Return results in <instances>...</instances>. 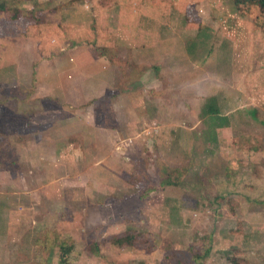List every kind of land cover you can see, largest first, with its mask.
I'll return each instance as SVG.
<instances>
[{
  "label": "rangeland",
  "instance_id": "obj_1",
  "mask_svg": "<svg viewBox=\"0 0 264 264\" xmlns=\"http://www.w3.org/2000/svg\"><path fill=\"white\" fill-rule=\"evenodd\" d=\"M95 1L0 0V264H60L61 247L65 264H264V10L156 0L147 28L117 21L138 51L111 76L128 100H73L84 71L62 54L100 39Z\"/></svg>",
  "mask_w": 264,
  "mask_h": 264
},
{
  "label": "crops",
  "instance_id": "obj_2",
  "mask_svg": "<svg viewBox=\"0 0 264 264\" xmlns=\"http://www.w3.org/2000/svg\"><path fill=\"white\" fill-rule=\"evenodd\" d=\"M42 4H44V3H42ZM156 4H157L156 0H148L146 3L134 4V5H140V6H133V3H131V2L129 3L127 0H108L105 2H103V0H96L94 2L95 7H94L93 12L94 11L96 12V13H94V15L96 14V16H95L96 20H97L96 23L99 27L106 26L105 28H100V30L104 31V32L102 33L101 37L99 36V38H100L99 40L94 35V39H96V44L95 43L94 44L96 45V47L98 49L99 48L104 49L103 53L101 55H98V52L94 51L95 50L94 47H93V50H90V47H88V45L86 44L89 42L78 41L79 43H74V45H72L73 47H71L72 49L70 51L66 52L65 54L64 53L62 54V57L63 56L67 57V55H66L67 53L79 54L77 58L76 57L74 58V62L72 60L70 62H67L65 64L66 65L65 67L70 68V69L76 68L79 72L84 71L83 73L81 72V74L85 77H82L83 80L81 79L82 81H81V84L79 85L80 90H81L79 92L80 94L77 95L75 98H72L73 100L80 99V100L88 101V100H91L92 98H94L96 93H98V95L94 99L99 98V100H101V99L102 100H104V99L116 100V98H118V100H122L123 102L128 100V95H126L127 92H123L124 89L127 90L126 86H128V85L123 87V91L121 90V87L124 84V81H123L124 79H122V81H121V79L117 78L116 80H118V81L116 83L114 81L115 79H112L111 76L113 73L116 74L113 67H115L117 65V63H119L116 61L117 55H120L118 51L121 50L120 52L125 53L126 57H128L130 60H132L135 58L134 53L137 50H134V52L130 51V50H132V48H129L125 43L124 44L122 43L117 47V45H118L117 42H118L119 37L124 36L126 34V32L128 31V30H126V26H124V25L120 26V24L118 25L117 21H120L124 18L126 20H132L135 23V25L138 24V27L140 29L147 28V26L151 25L147 21H150L153 23L155 21L163 19L161 14L159 13V11L151 10L152 12H148L150 9H148L147 7L153 8ZM116 8H119V9H116ZM93 12H92V15H93ZM105 19H107V21H106L107 23L105 22ZM67 20H71V19L68 18ZM69 22L70 21H68V22L65 21L63 23L65 25L64 27H67ZM145 22H147L148 24L144 25ZM35 29H36V26H33V29H31L30 27H28L26 29L25 33H26L27 40H30V36L33 37L32 40H35V41L38 40V35L36 34ZM134 29H136V28H134ZM152 29H150V30H152ZM64 30H66V29H64ZM104 33H106V36L108 37L109 43L105 42ZM77 36H78V34H77ZM24 40H25V38H24ZM100 40L104 41V42H101ZM97 41H100L101 44H97ZM11 42L12 43L14 42L13 39L11 40ZM111 44L114 47L116 46L115 48H112L113 50L110 48L112 46ZM7 45H8V43H7ZM38 49H40V48H38ZM132 53H133V55H132ZM124 61H125V57H124ZM35 63H37V62H35ZM0 65H2V67L8 66V64L4 66V63L1 64V62H0ZM156 68H158V67H156ZM86 70H89V71H86ZM86 72H87V74H86ZM88 73H91V74H88ZM125 74H126V76H128L127 72H125ZM57 75H60V74L53 73L50 77L52 79H54L57 77ZM89 75H91V76H89ZM90 77L93 81V88L90 89L88 87L87 89H84L83 84L86 81V79H89ZM61 78H62V76H61ZM116 84L119 85L117 87L118 89H116ZM60 85H61L60 87L63 86V88L61 89V91L62 90L63 91L60 92L59 97L56 95L54 96V93L50 94L51 99H56L58 101L59 100L68 101L69 99L66 100V98L64 96V93H65L64 87H68V84L65 86V83L61 82ZM111 86L113 87V89H116V90H113ZM114 86H115V88H114ZM52 90H54V89L52 88ZM56 93H58V92H56ZM40 97H44V96H40ZM64 106H65V104H64ZM129 115L132 116V118H133V116L134 117L136 116V113L131 112V114H129ZM123 116H125V115L123 114ZM49 124H51V123H49ZM118 124H119V126H125V125H127V124L129 125L131 123H129V121H127L125 118V125H124V123L122 124L121 120H118ZM135 125H137V124H135ZM109 126H111V125H109ZM106 128L98 129V128L92 127L91 129L93 131H95L96 133L100 134V131H102L103 129H106ZM78 142H80V141L78 140Z\"/></svg>",
  "mask_w": 264,
  "mask_h": 264
},
{
  "label": "trees",
  "instance_id": "obj_3",
  "mask_svg": "<svg viewBox=\"0 0 264 264\" xmlns=\"http://www.w3.org/2000/svg\"><path fill=\"white\" fill-rule=\"evenodd\" d=\"M129 3H133V6H140V5H134V4H138V3H146L148 0H127ZM235 6H242V5H249V4H253V5H257L261 10H264V0H232ZM201 3V2H200ZM188 4V3H187ZM192 7V5H190ZM189 7V6H187ZM186 7V8H187ZM185 8V9H186ZM0 10L3 12L4 9L2 6H0ZM191 10L190 8H187L186 10V14L187 11ZM190 12V11H189ZM197 12V11H196ZM188 17V16H187ZM88 32H92L91 30H89ZM88 45V47H90V50H93L94 47V51L98 52V55H101L103 53L102 48H97L96 45L93 43H86ZM100 52V53H99ZM127 87V86H126ZM9 99V98H8ZM208 102V103H207ZM213 102V103H210ZM217 101H215V97H210L208 98V100L206 101L204 107L201 109V117L202 118V122L209 128L212 129V131L214 132V137L213 139L209 140L206 139V143H208V145L210 144L211 146H216L218 144V140H217V136H216V131L223 129L225 127H228L230 124V120L228 119V115L227 114H223L221 108L219 109V107L216 104ZM2 104H0V108L2 107ZM204 115V116H202ZM207 137V136H206ZM210 142V143H209ZM163 185H170V181L166 180L164 183H162ZM152 190V189H151ZM117 242V241H116ZM117 244H121V241H118ZM61 259H60V264H65L66 261V256L67 253L69 251L68 248H63L61 247ZM209 253V250H206L204 257ZM230 255L229 253H227V259L229 258ZM202 256H195L194 260L197 262L196 264L199 263V261L201 260ZM232 261V260H231ZM229 261V262H231ZM180 264V263H177Z\"/></svg>",
  "mask_w": 264,
  "mask_h": 264
}]
</instances>
